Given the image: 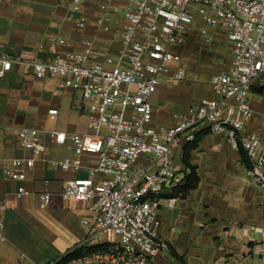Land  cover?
<instances>
[{"label":"built area","instance_id":"built-area-1","mask_svg":"<svg viewBox=\"0 0 264 264\" xmlns=\"http://www.w3.org/2000/svg\"><path fill=\"white\" fill-rule=\"evenodd\" d=\"M61 1L77 28L93 24L111 36L112 45L104 49L91 36L71 41L52 34L39 45L45 55L31 61L36 77H55L58 91H73L72 104L88 112L87 130L21 126L17 140L28 153L12 157L5 172L24 181L39 160L63 170L88 169V175L67 179L60 191L63 200H75L93 215L82 219L90 231L71 250L93 238L106 246L69 258L65 253L45 264H153L171 248L159 232V212L163 198L176 202L185 178L176 150L198 132L209 129L225 135L233 148H243L247 176L264 189V138L247 128L255 112L252 85L264 75V0ZM90 1L99 9L93 18L85 12ZM213 30L225 34L233 53L227 69L211 79L220 97L192 103L175 113L171 124L155 122L151 96L161 85L185 79L183 46L194 33L212 42ZM21 60L20 54L0 53V77ZM48 113L57 119L59 108ZM48 141L66 145L73 155L51 157ZM86 153L97 154V161L86 165ZM44 181L49 186L50 179ZM26 192L20 184L18 196ZM39 197V206L48 207L52 190ZM4 228L0 219V252ZM261 232L249 240L258 243L264 264V228Z\"/></svg>","mask_w":264,"mask_h":264},{"label":"crops","instance_id":"crops-1","mask_svg":"<svg viewBox=\"0 0 264 264\" xmlns=\"http://www.w3.org/2000/svg\"><path fill=\"white\" fill-rule=\"evenodd\" d=\"M67 12L68 6L61 0H0V53L22 56L21 61L15 62L0 77V219L4 220L7 237L1 248L0 263L24 264L25 258H29L35 264H45L84 242L90 227L82 219L93 220L83 205L60 196L67 179L88 175V169L63 170L39 160L27 169L24 181L13 180L5 172L12 157L28 153L17 140L18 128L31 125L36 118H52L48 113L50 107L59 108V118L61 101L74 94L72 90L58 91L55 77H36L31 61L45 55L39 45L47 42L52 34L63 35L71 41L91 36L104 49L112 45L110 34L93 24L85 29L77 28L67 19ZM85 12L90 18L97 16V3L88 2ZM213 32V41L227 40L222 31ZM187 45L188 41L183 47ZM232 57L231 47L223 63L203 59L198 50L190 66L186 62L187 77L183 81L163 84L151 96L154 121L171 124L174 114L192 103L203 98H219L217 92L218 97H201L204 88L198 81L206 77L208 88H213L212 76L227 69ZM49 78L55 80L54 89L49 91L61 100L46 103L41 83ZM255 82L253 85L264 84ZM253 85L251 92L258 96L255 101L250 96L255 112L247 128L264 138V93ZM63 130L86 131L77 126ZM185 145L176 150V160L186 177L190 169L183 162ZM48 147L53 158L73 155L66 145L48 141ZM97 158V154L91 153L83 157L86 165L94 164ZM190 161L199 181L185 195L179 192L176 202L169 197L162 199L159 232L169 240L171 248L156 256L153 264H261L259 245L249 237L254 234L260 238L264 228V189L247 176L245 150L233 148L225 135L209 131L191 150ZM46 178L50 179L49 186L44 181ZM184 182L185 178L182 185ZM20 184L27 187L21 197L17 194ZM46 189L52 190L53 200L43 208L39 206V194Z\"/></svg>","mask_w":264,"mask_h":264},{"label":"rangeland","instance_id":"rangeland-1","mask_svg":"<svg viewBox=\"0 0 264 264\" xmlns=\"http://www.w3.org/2000/svg\"><path fill=\"white\" fill-rule=\"evenodd\" d=\"M230 47L231 46L229 45L227 40L224 38L215 39V41L207 43L200 34L194 33L193 35L189 37L188 45L186 47H183V54L185 55L184 57H185L186 62L188 63V66H190L192 62V58L197 56L198 50L200 51V56L203 59L208 60V61L215 60L216 62L223 63L224 61H226L230 53ZM205 78L201 77L198 81V85L201 88H204V90L203 89L201 90L200 96L202 97L204 95H207L209 97H218V94L216 93V91L213 90V88H210V87L208 88L207 80ZM260 82H264V75L258 78L255 83L260 84ZM41 85L44 87L43 92H44V96L46 97V103L48 102L51 103L53 99L61 100V98L59 97H53L51 94L52 92L49 91L50 89H54L55 87L54 79L49 78L45 82H42ZM263 95L264 94H262V96ZM250 96H251V99L255 101L257 99L258 94L251 92ZM61 102H62L61 115L59 116V118L52 119L47 116L42 117L40 119L36 118L34 123L28 126H37L41 128H46L48 130L54 129V128L67 129V128H73L74 126H77L78 129L80 130L81 129L87 130L86 120H87L88 112L81 113L80 111H78V109L74 105H72L71 94L69 97H67V99L65 98ZM90 241L93 242L91 244H95L97 242V239L93 238ZM2 252H5V248H3ZM16 261L17 262L19 261V257H17ZM0 264H12V263L10 261H6V262H1ZM24 264H35V263H33V261H31L29 258H25Z\"/></svg>","mask_w":264,"mask_h":264},{"label":"trees","instance_id":"trees-1","mask_svg":"<svg viewBox=\"0 0 264 264\" xmlns=\"http://www.w3.org/2000/svg\"><path fill=\"white\" fill-rule=\"evenodd\" d=\"M253 88H256L258 92L264 93V84L262 85H253ZM209 129H203L200 132L197 133L196 137L194 140L189 141L186 143L184 147V152H183V162L190 169L188 174L185 177V182L183 185H181L177 192H181L182 195H185L191 188L195 187L196 184L199 181V175L197 174L196 168L194 165L191 163L190 158H191V150L196 147L198 144V141L201 139V137L208 133ZM248 159V157H247ZM249 164V161H248ZM106 246L105 243H95V244H87L80 246L74 250H70L66 253V258L77 256L86 252H91L93 250H96L98 248H104Z\"/></svg>","mask_w":264,"mask_h":264}]
</instances>
